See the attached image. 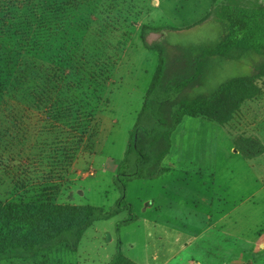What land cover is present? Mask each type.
Instances as JSON below:
<instances>
[{
    "label": "rangeland",
    "instance_id": "obj_1",
    "mask_svg": "<svg viewBox=\"0 0 264 264\" xmlns=\"http://www.w3.org/2000/svg\"><path fill=\"white\" fill-rule=\"evenodd\" d=\"M223 2L264 6V0H0V201L109 211L120 197L113 177L158 64V53L143 44L142 26L162 28L148 42L166 44L172 59L181 47L218 41L222 29L210 21ZM246 72L240 62L211 82L216 87ZM210 90L206 82L198 91ZM230 93L221 99L225 122L188 118L162 162L169 171L128 183L127 200L143 218L122 228L121 239L128 257L135 255L130 247L143 249L136 263L264 264V77ZM148 200L159 207L156 229L147 225L154 221ZM143 220L145 234L128 242L124 232ZM104 221L97 243L108 249L91 257L109 264L116 225ZM79 254L63 243L8 261L76 264Z\"/></svg>",
    "mask_w": 264,
    "mask_h": 264
},
{
    "label": "trees",
    "instance_id": "obj_2",
    "mask_svg": "<svg viewBox=\"0 0 264 264\" xmlns=\"http://www.w3.org/2000/svg\"><path fill=\"white\" fill-rule=\"evenodd\" d=\"M212 15L210 22L222 29L218 41L181 47L180 53L172 59L166 44L148 42V36L162 28L142 26L143 44L158 53L159 61L129 131L125 155L113 177V184L120 191L115 205L106 211L91 205L0 201V260L34 257L42 250L63 243L76 250L84 232L95 221L128 211L127 218L116 223V253L110 264H137L124 255L121 239V228L138 220L133 205L127 201L128 183L137 178H157L169 171L162 162L171 152L172 134L186 116L206 115L212 121L223 123L226 110L222 97H231L233 90L240 94L246 84L264 77V6L222 3L215 6ZM45 23L42 17L36 23L32 43L35 50L39 43L36 39L42 38ZM254 57L262 59L256 66L246 61ZM240 62L245 63L246 75L231 77L213 87L211 81L221 68L238 66ZM206 82L211 90L200 93L198 90Z\"/></svg>",
    "mask_w": 264,
    "mask_h": 264
},
{
    "label": "crops",
    "instance_id": "obj_3",
    "mask_svg": "<svg viewBox=\"0 0 264 264\" xmlns=\"http://www.w3.org/2000/svg\"><path fill=\"white\" fill-rule=\"evenodd\" d=\"M223 3H227V2H223ZM220 3H217V4H215L214 5V8H215V6L216 5H219ZM240 5V4H239ZM243 6H246V5H243ZM213 8V9H214ZM158 61H159V58H158ZM158 65V64H157ZM147 91V90H146ZM144 100V99H143ZM202 126V125H201ZM179 127V126H178ZM175 133V132H174ZM234 150H236V149H234ZM238 153H239V150L237 151ZM214 155V154H213ZM218 157H219V152H217V158L215 157V160L216 161H218L219 159H218ZM160 177V176H159ZM158 178V177H157ZM153 179H155V178H153ZM142 198H144V197H142ZM144 200V199H143ZM128 201V200H127ZM129 202V201H128ZM153 202H155V201H151V200H148L147 201V207H146V210H148L149 212H150V215H153L154 217H151V218H153L154 219V221H148L147 219H146V221L148 222L147 223V225L148 226H150L151 227V229H156V225H157V222H158V220H155V218L159 215V210H158V206H155L154 205V203ZM130 203V202H129ZM132 204V203H131ZM133 205V204H132ZM152 209V210H151ZM153 209H154V213H153ZM124 212H126V211H122V212H120V213H118V214H116V215H114L113 217H111V218H109V219H103V220H97V221H95L91 226H89L88 228H87V230L84 232V234H83V236H82V238H81V240H80V242H79V244H78V246H77V249L76 250H72V251H75V252H78V251H80V254H79V257H80V261L79 262H76V264H98V259H93L92 257H91V255L89 254V253H86V252H84V251H82L81 250V247H82V244H83V242H84V239L86 238V236L88 235V232L90 231V230H92V229H94V231L93 232H91V234L89 235V238H92V241H95L96 242V240H98V238H99V236H100V233H99V231L100 232H102L103 233V231H101V230H99L98 228L100 227L101 228V226L100 225H102L103 223H105V222H107V221H104V220H108L109 222H111V224H112V226L114 225H116V223L118 222V221H120V220H123V217L121 216V214L123 213L124 214ZM133 212L135 213V211H134V206H133ZM128 213V212H127ZM156 213V214H155ZM137 216H138V220L137 221H135L134 223H136V222H140L141 221V218H143V217H140L137 213H135ZM146 214H148V213H146ZM128 216V215H127ZM124 218H127V217H125L124 216ZM103 221V222H102ZM144 221L145 220H143L142 221V224H139L140 226H138V228H137V230L138 231H136V232H139V234H145V232L147 231V229L149 228V227H147V226H145L144 225ZM141 223V222H140ZM130 225H133V223L132 224H130ZM130 225H128V226H130ZM124 227H126V226H124ZM124 227H122V228H124ZM147 227V228H146ZM121 228V229H122ZM103 230V229H102ZM92 233H95V234H97V235H93V237H92ZM117 237V236H116ZM101 244H102V242H100ZM105 244H108V243H106L105 242ZM105 244H103V245H105ZM117 244V243H116ZM110 245H111V247H112V253L109 255V257H107L106 258V261H107V263H109L110 264V262L112 261V259H113V257H114V255H115V253H116V249H115V243H113V241L112 242H110L109 243V247H110ZM107 246V245H106ZM124 246V245H123ZM124 253V252H123ZM124 255L126 256V254L124 253ZM127 258H129V257H131V256H129L128 257V255L126 256ZM131 258H133L134 260H135V263H136V261H138V260H136L134 257H131ZM130 259V258H129ZM133 260V261H134ZM139 262V261H138ZM0 264H11V261H8V259H4V260H1L0 261ZM138 264V263H137Z\"/></svg>",
    "mask_w": 264,
    "mask_h": 264
},
{
    "label": "bare ground",
    "instance_id": "obj_4",
    "mask_svg": "<svg viewBox=\"0 0 264 264\" xmlns=\"http://www.w3.org/2000/svg\"><path fill=\"white\" fill-rule=\"evenodd\" d=\"M188 118H192V117H188V116H186L184 119H183V121H182V125L185 123V121L188 119ZM193 118H196V117H193ZM180 124V125H181ZM179 125V126H180ZM177 131H178V129H177ZM177 131H175V134H174V138L177 136V134H178V132ZM182 131V130H181ZM186 132V130H184V134L182 135V133H180L179 132V135H178V138L179 139H181V137H182V139H184L185 140V133ZM172 136H173V134H172ZM188 138L189 137H186V141L188 140ZM137 226H136V228H129V229H127L125 232H124V236H125V238H126V240L129 242L130 240H132L133 239V236H134V234L136 233V231H137ZM91 232H92V230H90L89 232H88V235L86 236V238L84 239V242H83V244H82V247H81V250L82 251H84V252H86V253H89L91 256H95L100 250H107L108 249V247L107 246H105L104 247V245L103 244H101L100 246H98V240H96V242L95 241H92V240H90V238H89V235L91 234ZM263 247V246H262ZM141 250L143 251V249L141 248L140 250H137V251H134V247L132 248V247H130L129 248V253H131L132 255L133 254H135V255H133L134 257L136 256V258H139V256H142L141 254H139L140 252H141ZM104 252V251H103ZM104 254V253H103ZM98 264H100L99 262H98Z\"/></svg>",
    "mask_w": 264,
    "mask_h": 264
}]
</instances>
